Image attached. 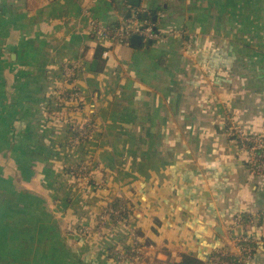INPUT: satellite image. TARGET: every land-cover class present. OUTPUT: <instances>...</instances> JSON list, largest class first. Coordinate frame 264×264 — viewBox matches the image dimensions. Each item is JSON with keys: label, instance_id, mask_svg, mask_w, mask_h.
<instances>
[{"label": "crops", "instance_id": "1", "mask_svg": "<svg viewBox=\"0 0 264 264\" xmlns=\"http://www.w3.org/2000/svg\"><path fill=\"white\" fill-rule=\"evenodd\" d=\"M131 1L0 0V264H216L239 213L264 238V179L228 133H264V0ZM137 10L163 40L91 31ZM72 90L77 146L46 119Z\"/></svg>", "mask_w": 264, "mask_h": 264}, {"label": "built area", "instance_id": "2", "mask_svg": "<svg viewBox=\"0 0 264 264\" xmlns=\"http://www.w3.org/2000/svg\"><path fill=\"white\" fill-rule=\"evenodd\" d=\"M136 12L123 22L116 24L103 25L91 20V31L98 37H109L116 43L125 45L130 43V38L133 35L140 36L144 41L163 40L164 36L156 29L155 23L149 18L138 19ZM72 70V68L65 67L66 76H70ZM78 98V91L72 90L68 97L61 96V101L63 106L64 104L75 105L79 101ZM228 133L237 140L241 149L244 150V162L249 172L264 179V133L245 131L235 126H232ZM70 137H73L72 145H77L80 141V135L70 134ZM84 167L85 164L81 165L80 169ZM81 177L84 180L87 179L84 171ZM109 214L110 209H105L100 214V218L107 217ZM252 216L246 213L234 215L230 227L229 245L216 252L213 257L216 264H250L252 262L258 246H264V238L247 229V223L251 222Z\"/></svg>", "mask_w": 264, "mask_h": 264}, {"label": "trees", "instance_id": "3", "mask_svg": "<svg viewBox=\"0 0 264 264\" xmlns=\"http://www.w3.org/2000/svg\"><path fill=\"white\" fill-rule=\"evenodd\" d=\"M150 15L152 16V14H148L147 12L145 11H141V10H137L136 12V16L138 19L142 20L144 18H148L150 17ZM134 45L136 44H140V42H133ZM101 52V50L103 48L99 47L98 48ZM67 80L68 81H72L73 80V76H68L67 77ZM62 97H68L69 96V92H62L60 94ZM58 106L59 107H63V104L59 101L58 102ZM80 107V101L75 104L74 106L72 107H69V110L70 111H75L77 108ZM82 122L81 123H78L77 125H69V128H68V133L69 134H72L73 136L75 135H80V142H83V141H87L90 133H91V126L89 127H84L83 125L81 126ZM87 125H89L90 123H86ZM73 138V137H72ZM72 138L71 137H68L67 139V143L71 144L72 142ZM81 168V164L80 165H70L68 166L67 170L69 171H72V173L75 175V176H81L83 171L86 172L87 171V165L83 168V169H80ZM107 208H110V214H109V217L112 219V220H117V219H121V218H124L127 216V213H128V209H123L121 207V202L117 199L115 200L114 202L110 203V206L107 207ZM216 255V254H215ZM181 264H201V262L197 261L196 259L192 258V257H189V256H184L182 258V261H181Z\"/></svg>", "mask_w": 264, "mask_h": 264}, {"label": "rangeland", "instance_id": "4", "mask_svg": "<svg viewBox=\"0 0 264 264\" xmlns=\"http://www.w3.org/2000/svg\"><path fill=\"white\" fill-rule=\"evenodd\" d=\"M60 102L62 103L61 98H60ZM72 106H74V105L73 104H67V105L64 104L63 107H61V108L58 107L59 109L57 108L56 111L54 110L53 112H51V110H50V111H48L49 114H47L46 119L48 121H52L54 123H61L62 120H68L70 125H73V124L77 125L78 124L77 121L74 120V118L71 115V111L69 110V107H72ZM81 122H82L81 126L82 125L84 127L90 126V124L89 125L86 124V123H89V121L86 119H83ZM68 137H70V134H68ZM78 144L80 145V144H82V142L79 141ZM75 146H77V145H75ZM78 177H81V176H78Z\"/></svg>", "mask_w": 264, "mask_h": 264}, {"label": "water", "instance_id": "5", "mask_svg": "<svg viewBox=\"0 0 264 264\" xmlns=\"http://www.w3.org/2000/svg\"><path fill=\"white\" fill-rule=\"evenodd\" d=\"M132 4H137V2L135 0H132L131 1ZM155 18V16H154ZM132 42H139L140 41V36L138 35H133L132 38H131Z\"/></svg>", "mask_w": 264, "mask_h": 264}]
</instances>
